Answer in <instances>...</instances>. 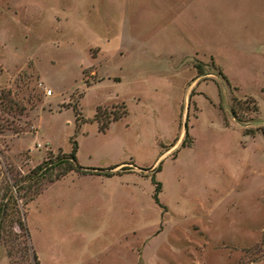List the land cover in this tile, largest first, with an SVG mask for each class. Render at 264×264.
I'll use <instances>...</instances> for the list:
<instances>
[{
    "label": "rangeland",
    "instance_id": "374dc122",
    "mask_svg": "<svg viewBox=\"0 0 264 264\" xmlns=\"http://www.w3.org/2000/svg\"><path fill=\"white\" fill-rule=\"evenodd\" d=\"M1 90L0 187L113 171L42 180L39 264H264V0H0Z\"/></svg>",
    "mask_w": 264,
    "mask_h": 264
},
{
    "label": "trees",
    "instance_id": "16d2710c",
    "mask_svg": "<svg viewBox=\"0 0 264 264\" xmlns=\"http://www.w3.org/2000/svg\"><path fill=\"white\" fill-rule=\"evenodd\" d=\"M24 110L25 108L11 97V91H0V112L14 115L15 112L22 114ZM125 114L126 110L124 106H122V111L120 113H112L111 116L107 115L106 112L101 113V108H98L95 119L98 121L100 129L104 131L109 127L111 122L119 120ZM3 126L4 124H0V134L3 133ZM14 133L18 134L20 131H14ZM76 152L77 143L73 142L72 151L70 153H61V155L58 154L54 156V158L52 157V153H48L47 157L27 174L14 178L15 180H13L12 183L0 187V243L5 245L11 264H19V262L14 259V256H17V254L21 259H26L29 264H39L25 222V214L21 208L28 201L34 200L36 196L42 192L40 188L42 187L41 182L43 179L47 178L49 182H53L67 172L73 170L80 173L113 174L111 170L103 171L101 169H84L79 167L77 164ZM116 167L118 166H113L110 169L114 170ZM55 168L60 169V171L55 173ZM158 168L159 166L154 170ZM121 169L123 170V168ZM117 172L120 173L119 170ZM23 181H28L33 184H20ZM159 188L160 186H158V189ZM31 191H33L32 194H30ZM15 226L18 228L17 231L14 229ZM6 227L8 228L6 229ZM5 232H7V234H5ZM19 238H21V247L19 246Z\"/></svg>",
    "mask_w": 264,
    "mask_h": 264
},
{
    "label": "built area",
    "instance_id": "2783aa9c",
    "mask_svg": "<svg viewBox=\"0 0 264 264\" xmlns=\"http://www.w3.org/2000/svg\"><path fill=\"white\" fill-rule=\"evenodd\" d=\"M48 93L50 94L51 93V91L50 90H48ZM40 145V144H39Z\"/></svg>",
    "mask_w": 264,
    "mask_h": 264
},
{
    "label": "crops",
    "instance_id": "0c3cea01",
    "mask_svg": "<svg viewBox=\"0 0 264 264\" xmlns=\"http://www.w3.org/2000/svg\"><path fill=\"white\" fill-rule=\"evenodd\" d=\"M119 168V167H118Z\"/></svg>",
    "mask_w": 264,
    "mask_h": 264
}]
</instances>
